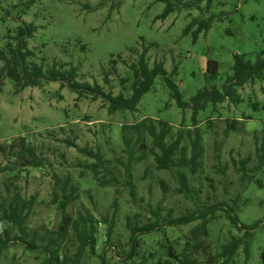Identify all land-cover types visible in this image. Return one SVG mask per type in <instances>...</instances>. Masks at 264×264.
Wrapping results in <instances>:
<instances>
[{
    "label": "rangeland",
    "instance_id": "374dc122",
    "mask_svg": "<svg viewBox=\"0 0 264 264\" xmlns=\"http://www.w3.org/2000/svg\"><path fill=\"white\" fill-rule=\"evenodd\" d=\"M164 9L165 4L156 0H0V49L5 47L9 34L12 38L16 36L19 26L33 23L38 31L29 40V47L37 54L38 62L45 58L46 65L73 63L79 68L77 77L80 83L92 88L99 85L105 94L118 95L120 78L129 74V65L137 58L136 52L140 54L146 47L150 66L163 63L170 79L178 86L184 100L189 102L206 85L210 61L220 65L221 77L214 85L222 89L232 72L234 56L254 55L264 47V0H214L211 14L218 18L213 21L209 33L202 34L197 42L193 41L192 34L184 37L183 31L193 18L200 16V12L183 11L170 15L166 20H157ZM119 56L123 57L118 65L119 74L109 75L107 83L105 74H112L110 62L118 60ZM2 65L0 63V68ZM87 92L80 98L67 84L44 81L41 86L28 87L17 94L10 79H0V144H12L18 138H26L47 160L41 169L0 173V202L14 197L16 192L27 201L33 200L27 225L40 235L50 236L49 232L57 231L62 219L57 206L52 203L55 176L64 179L71 175L75 184H82V191L77 204L69 208V214L77 215L79 211L84 213L89 209L97 219L111 217L114 213L112 204L118 200L121 210L116 215L113 241L127 244L130 234L126 229V219L137 209L124 187L125 180L120 178L122 183L116 188L104 189L98 187L88 173H84L86 180L82 179L83 164L92 160L82 155L79 149H100L107 160H113L122 156L123 126L154 118L170 122L176 130L182 128L183 121L186 128H192L193 112L183 111L177 106L171 88L162 77L156 78L152 90L142 98L135 112L110 114L105 98L99 96L94 99L95 94ZM238 92L243 104L236 106L226 100L218 104L215 115L212 114L214 108L209 106L207 112L199 116L202 129L206 128L209 118H214L213 128L207 135L208 139L212 137L206 141L209 144L207 171L204 175L192 177L193 186L203 191L201 202H205L207 196L226 197L230 202L242 192L231 168L226 171L227 177L216 173L212 149L216 139L221 144V156L216 164L221 167L231 165L230 158L236 156L238 150L243 153L253 149L250 134L241 140H237L235 135L225 137L223 120H243L244 114H252L249 101L264 104V82L248 84ZM254 117L255 120L246 122L247 131L261 128L264 111L255 113ZM66 140L73 141L76 147H69ZM232 149L235 150L232 152ZM0 165L15 166L1 155ZM146 167V164H139L134 173L139 196L145 198V202H141L143 213L148 208L147 204L155 205L161 201L171 206L178 216L194 208L190 200L174 194L179 182L169 172L155 171L142 179ZM206 176L214 179L215 191L204 180ZM160 180L168 183V193L162 190ZM242 196L249 199V203L239 213L241 223L248 229L260 223L255 230H248L252 235L247 264H264V189L252 184ZM219 214L221 219L212 223L210 228L214 253L219 252L233 236L244 235V232L231 227L224 213ZM192 227L172 228L167 235L171 241H176L188 234ZM6 229L12 242L3 252L1 264H40L43 255L28 251L17 240L19 230L9 223L0 224L3 238H6ZM97 236V252L104 257L90 256L88 264H124L117 255L120 250L116 253L108 247L106 226H99ZM142 240L147 254L159 249L157 241L166 242L163 234L144 236ZM77 248L78 243L74 242L72 252L75 253ZM244 259L241 250L239 264H244Z\"/></svg>",
    "mask_w": 264,
    "mask_h": 264
},
{
    "label": "trees",
    "instance_id": "16d2710c",
    "mask_svg": "<svg viewBox=\"0 0 264 264\" xmlns=\"http://www.w3.org/2000/svg\"><path fill=\"white\" fill-rule=\"evenodd\" d=\"M165 4L163 13L157 20H166L170 15L183 11L197 10L200 16L186 26L183 36L192 34L193 41L197 42L202 34L207 35L212 23L218 17L211 14L214 0H156ZM205 4V5H204ZM28 8V7H27ZM210 14V15H209ZM16 36H7V43L0 49V79H10L15 86L16 93H22L28 87H38L44 81L61 82L67 84L74 92L83 97L87 91L95 94L94 99L99 96L108 102L110 114L125 111H137L142 98L149 93L157 77H162L172 90V97L177 106L183 111L191 110L192 128L185 127L183 121L181 129L176 130L170 122L154 118H145L140 122L122 127L121 142L123 144L122 156L113 160H107L100 149L94 150L81 148L80 153L92 162L83 165L82 179L86 180L84 173L93 178V182L100 188H116L124 179V187L129 191L132 205L137 212L127 216L126 229L129 231L128 242L116 243L113 234L116 230V215L121 210V203L115 200L112 204L113 216H103L97 219L94 212L85 209L77 215H70L69 208L75 206L82 191L81 183L75 184L71 175L64 179L55 176V188L53 190V205L61 216V222L57 231H51L50 236L40 235L36 230H30L28 221L31 215L33 200H25L19 192L14 197H9L0 202V224H11L16 227L20 236L18 241L30 252H38L43 255L40 264H88L92 258L104 256L98 254V231L99 226L107 227L109 248L118 252V257L124 264H239L241 250L245 256L244 264L250 258V236L248 230H255L260 223H255L251 228H246L239 218V213L248 205L249 199L242 196L250 185L258 189H264V122L260 129L252 132L246 130V122L255 120L254 114L264 111V104L257 101H249L252 114L245 115L242 119L227 118L223 120L226 124L225 137L236 136L237 140L244 139L250 134V142L253 145L251 151L241 153L237 151L236 156H231V165L219 166L216 164L221 156V144L213 140L214 169L216 173L227 177L226 171L230 168L234 171L242 192L229 202L226 197L207 196L205 202H201L202 189H197L192 184V177L198 174L204 175L207 171V154L209 144H206L208 134L213 128L214 118H209L207 126L202 129L199 120L201 113L207 112L209 106L213 107L212 114L217 113L218 104L229 100L234 105L243 104L244 101L238 92L248 84L264 82V47L254 55L234 56L235 62L232 72L228 76L226 84L219 89L215 82L220 80L219 63L210 61L205 76L206 85L201 88L190 101L184 100L178 86L170 79L164 64L159 62L151 67L148 60V48L139 54L136 52V61L129 65V74L120 78L121 91L118 95L105 94L99 85L91 87L78 81L79 68L73 63L46 65V59L37 60V54L30 49L29 40L34 38L38 27L33 24H24L17 28ZM228 34H232L228 31ZM14 41L15 43H13ZM123 60L110 62L112 74H105L108 83L109 75L118 76V65ZM247 131V132H246ZM69 147H76L71 140H66ZM235 149H232V152ZM0 155L12 161L14 167L0 165V173H14L17 169H41L46 165V158L40 155L35 146L26 138H18L12 144H0ZM126 156V158H125ZM126 159V162L123 160ZM139 164H146V170L142 179L155 171L169 172L178 180L179 186L175 189V195L184 197L192 202L193 209H188L182 215H176V211L169 205L163 203L147 204L145 213L142 203L145 198L139 196V186L134 179L135 169ZM15 177H19L16 175ZM215 191L213 178L206 176L204 179ZM164 193H168L169 186L165 180H160ZM17 189V186L15 187ZM91 191V189H89ZM212 200V201H211ZM142 202V203H141ZM224 213L231 227L244 232L243 236H233L231 240L223 245L219 252H213L211 242V224L221 219L219 213ZM188 234L176 241H171L167 232L170 229L192 226ZM5 237L0 235V264L3 252L8 249L12 242L9 231H4ZM163 234L166 242L157 241L158 250L145 252L142 238ZM78 243L75 253L72 252L73 243ZM125 247H129L125 250ZM143 250V251H142ZM264 259V255H263Z\"/></svg>",
    "mask_w": 264,
    "mask_h": 264
}]
</instances>
